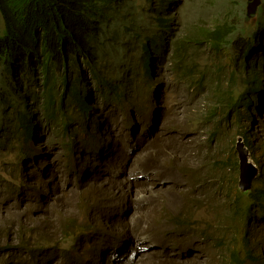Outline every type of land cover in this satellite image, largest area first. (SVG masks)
<instances>
[{"label":"clouds","instance_id":"clouds-1","mask_svg":"<svg viewBox=\"0 0 264 264\" xmlns=\"http://www.w3.org/2000/svg\"><path fill=\"white\" fill-rule=\"evenodd\" d=\"M215 1V4L208 5L206 0H165L160 4L162 16L168 19L164 26L157 24L155 12L146 11L148 17L154 18L150 43L153 62L150 67L147 63H151V59H148V55L143 57L147 68L143 75L130 76L132 86L124 102L106 101L101 96L92 78L88 65L90 60L86 59L84 50L77 54L78 60L68 61L72 65L69 71L70 83L66 94H64L65 84L60 85L58 104L60 102L63 104L58 117L46 122L47 118L43 119L41 110L36 108L34 110L38 118L36 133L27 142H24V137L20 140L26 145L30 155L22 153L19 157L17 147L8 150L6 176L0 177V237L4 233H9L11 238L8 227L11 221L4 217V214L15 215L14 207L18 203L25 202L26 199L30 206L40 207L41 215L47 214L46 204L50 200L56 199L55 202L63 200L62 196H55L59 186L61 189L69 186L73 191H82L79 200L82 199L84 204L81 208L93 206L106 197L103 195L102 186L117 180L122 174H128L133 152L145 151L148 145H154L156 137L161 135L168 119L175 118L173 108L164 102L162 96L164 89H159L161 82L159 67L172 61V64L179 68L175 70L174 78L191 91L190 114L200 111L201 118L212 119V121L220 115L228 122L231 118L235 132L231 145L221 149L222 157L212 161L209 169L203 170V173L197 172L190 166L182 167L184 175L192 183L189 197L179 211L167 217L178 231L197 232L196 227L199 222L194 220L191 210L194 205L202 203L198 195L213 196L220 187H223L230 197V202L225 203L229 207V212L223 215L226 223L220 228V232L212 231L211 227L201 229L200 235L205 240V245L214 255L226 253V259L222 264H232L231 256L234 251H238L240 258L244 259V264H264V48H260L264 47V29L254 36V32L259 28L257 22L262 0H251L258 1L257 10L252 16L247 15L250 0H229L228 6L225 0ZM218 1L221 2L216 4ZM211 3H214V0ZM152 8H157L156 3L150 6V9ZM250 18L255 19L254 26L241 25ZM228 22L229 26L238 25V28H234V36L228 27L224 26ZM220 27H223L220 29L222 37L226 38L220 46H215L207 40L211 35L207 36L205 32H214ZM205 46L210 49L208 60L219 61L214 65L216 74H208L197 63V56ZM136 49L140 50L137 47ZM225 49L230 50V56L226 61L220 58L219 54ZM141 60L139 57L136 61ZM228 65L232 66L229 77L226 68ZM58 73L63 75V68L58 69ZM237 79L241 81V87L235 85ZM250 79H255L254 88L249 87ZM74 82H79L84 95L88 94L86 107L80 106L73 99ZM93 87L102 105L125 109L135 107L136 112L130 113L124 123L119 126L117 123L110 122L107 116L98 118L99 110L90 101ZM245 93L247 98L241 99V95ZM70 106L73 107V111L70 110ZM137 113H140V116ZM81 122L84 125H80ZM45 134H55L61 138L65 151L59 155V162L65 175L62 177L54 168L52 172L37 180V176L30 174L31 164L37 162L35 145L39 144V140ZM221 134L220 119L216 127L212 129L210 137L219 138ZM70 139L74 141L71 147L68 146ZM147 169L149 165L135 167V181L130 180V187H134L137 191L140 184L138 186L133 184L139 183L137 178L143 175L151 180V175L146 172ZM173 173L175 174L174 171ZM33 177H36L35 182L31 181ZM176 179L178 185H181V179ZM150 184L154 185L151 181ZM153 187L149 191H152ZM155 187L165 188L159 185ZM196 189L200 194H197ZM252 193L258 195L260 199L252 198ZM143 195L140 191L135 192L134 195L127 192L119 197V201L124 197L135 198L125 205L130 207L135 204V207L141 206L144 209V202L141 201ZM153 195L148 193L146 196L149 198ZM237 196L239 199L235 200ZM173 200L174 193L172 197H169L170 202ZM118 202L108 205L107 208L118 207L120 210L121 208L115 205ZM150 202L149 199L148 204ZM78 205H80L79 201ZM169 205L172 204L169 203ZM33 208L35 207H30V210ZM104 209L102 206L99 207L100 214ZM238 209L241 211L239 217ZM115 211L118 212L115 209L114 213ZM71 214L73 213L59 216L61 236L60 239L56 237L53 241L49 238L56 231L42 233L38 225L28 226L19 222L17 241L18 244L23 245L19 248L31 254L32 257L43 253V259L55 258L60 264L62 262L82 264L83 261L86 264H94L92 262L94 259L82 255L88 245L86 239L94 242L98 252L107 254L108 261L102 260L103 264L118 262L136 264L141 257L152 254L144 252L143 255L137 254L138 251L134 250L135 243H140V238L138 241H131L130 246H126L128 236L124 231L109 232L94 222L80 224L77 218L71 217ZM4 220L6 225L1 223ZM69 220H73L74 223L70 224ZM244 225L248 228V241L243 240L239 234L241 229L247 231ZM135 228H137L136 221L126 224V230L135 232ZM136 234L141 236L142 233ZM158 236L152 233L143 235L146 239L145 244ZM79 239H82L83 246L76 252V241ZM169 242L175 241L172 239ZM7 244L10 246L0 251L14 250L10 241H6L5 244L0 243V247ZM33 250L36 255L33 254ZM248 252L252 254L251 257L246 256Z\"/></svg>","mask_w":264,"mask_h":264},{"label":"rangeland","instance_id":"rangeland-1","mask_svg":"<svg viewBox=\"0 0 264 264\" xmlns=\"http://www.w3.org/2000/svg\"><path fill=\"white\" fill-rule=\"evenodd\" d=\"M206 1L208 5H213L216 2L215 0L214 3H211L212 0ZM225 1L228 6L229 0ZM220 2L218 1L216 4ZM241 25L252 27L255 25V19L250 18ZM219 54L220 58L226 61L230 56V50L225 49ZM208 58H210V49L208 46H205L197 56V63L208 74H216V67L214 65L219 61L214 59L208 60ZM226 68L228 72L227 76L229 77L232 66L228 65ZM178 69V67L172 64V61L159 67V78L161 80L159 89H164V94H162L164 102L173 108L175 118L170 117L168 119L163 132L160 136L156 137L154 145H148L145 151L133 152L128 174H122L117 180L104 184L102 186L103 195L106 197L90 207L81 208L84 204L82 199L79 200L82 191H73L69 186H62V189L61 186L57 188L55 196H62L63 200L61 202H55L56 199L50 200L46 204L48 212L45 215L40 214V207L30 206L27 199L25 202L18 203L14 207L15 215L4 214V217L11 221L8 226L11 238L9 233H4L0 237V243L5 244L6 241H10L13 244L14 250L0 251V264H39L40 262V264H60L55 258L50 260L43 259V253L32 257L31 254L19 248L23 247L17 241L20 227L19 222L28 226L38 225L42 233L56 231L49 238L50 241H53L54 238L60 239L61 236L62 228L59 226V216L70 213H73L71 217L77 218L80 224L94 222L99 227L106 228L109 232L111 230L124 231L128 236L126 246H130L131 241H138L140 238L141 242L135 243L137 245L134 250L152 254L147 257H141L136 264H222L224 262L226 253H223V255L210 253L209 248L204 243L205 240L200 235L201 229L204 227H211L212 231L220 232V228L224 227L226 223L223 215L229 212V207L225 203L230 202V197L223 187H220L218 192L213 196H209L210 198L198 195L202 203L194 205L191 210L194 220L199 222L196 227L197 232H180L171 224L170 218L167 217V215L179 211L189 197L192 183L184 175L182 167L190 166L197 172L203 173V170L209 169V164L212 161L222 157L221 149H225L231 145L235 132L233 119L231 118L228 122L220 115L219 118L212 121V119L204 120L201 118L200 111L190 114L191 97L189 95L191 91H188L183 86L184 84L177 82V79L174 78L175 70ZM235 85L241 87V81L237 79ZM90 101L99 110L98 118L107 116L110 122L117 123L118 126L124 123L130 113L134 114L136 112L135 107L125 109L124 107L102 105L94 87ZM70 110L73 111L72 106H70ZM137 115L140 116V113H137ZM220 119L222 134L219 138L215 137L212 139L210 133ZM82 124L84 125L83 122L80 123V125ZM39 141V144L35 145L38 155L37 162L31 164L30 174L37 176V180H40L41 177L56 168L63 177L65 173L62 171L61 162H59V155L64 153L65 148L61 144V138L55 134H45ZM73 144V139H70L68 146L71 147ZM140 165H149V169L146 172L151 175V180L146 179V175L138 177L137 180L140 181L138 191L147 196L148 193H153L154 195L148 198V203L149 199L151 200L150 204H147L142 211L138 212L135 204L130 207L126 206L125 198L119 201V197L124 196L127 192L131 195L137 192L134 187H130L129 182L135 181L134 169ZM156 170L157 172L155 173ZM153 173L154 175H152ZM176 178L181 179V185H178ZM167 179H171V187L169 186L168 190L166 188L155 187L158 183L166 182ZM35 180L36 177H33L31 181L35 182ZM150 181L154 185L150 184ZM152 186H154V189L149 191ZM177 186L178 188H176ZM196 192L200 194L197 189ZM173 193L174 200L170 202L169 197H172ZM78 201L80 205H78ZM116 202L118 203L115 205L121 209L119 210L116 207L115 209L118 212L115 211L114 213L115 209L107 208V206L114 205L113 203ZM169 203L172 205H169ZM29 206L35 208L30 210ZM100 206L105 208L101 212L102 214L99 212ZM131 221H136L137 223L135 232L126 230V224ZM219 221L221 222L219 223ZM1 223H5L6 225L5 220ZM139 232L142 233L141 236H137L136 233ZM148 233L158 234L159 236L151 241H147L145 244L146 239L143 235ZM169 237L175 242H169V240H172ZM86 240L88 241V245L82 254L83 256H89L94 259L92 261L94 264H103L102 260L108 261L107 254L98 252L91 239ZM82 246V239L77 240L75 246L76 252L80 251ZM144 246L145 248L142 250ZM95 259L98 260L95 261ZM61 264L68 263L62 262ZM82 264H86L85 261ZM114 264L122 263L118 262Z\"/></svg>","mask_w":264,"mask_h":264},{"label":"trees","instance_id":"trees-1","mask_svg":"<svg viewBox=\"0 0 264 264\" xmlns=\"http://www.w3.org/2000/svg\"><path fill=\"white\" fill-rule=\"evenodd\" d=\"M164 1L0 0V177L6 176L9 148L17 147L19 157L22 153L30 155L20 140L24 137L27 142L36 133L38 118L34 110L39 108L46 122L58 117L63 104H58L60 85L65 84L66 94L72 66L68 61L78 60L79 51L84 50L86 59L90 60L92 78L106 101L124 102L128 98L130 76L143 75L147 65L151 67L153 62L150 43L154 18L148 17L146 11L155 12L157 24L164 26L168 22L160 7ZM155 3L157 8L150 9ZM257 24L259 28L254 36L264 29V0ZM224 26L234 36L238 25L229 26L228 22ZM222 28L205 32L211 35L207 40L215 46H220L226 38L222 37ZM146 55L151 59L147 65L143 61ZM139 57L142 60L137 62ZM60 68L63 75L58 73ZM248 84L254 88L255 79L248 80ZM72 86L73 99L86 107L88 94L82 93L79 82ZM240 98L246 99L247 94ZM251 197L260 199L254 193ZM238 199L237 196L235 200ZM237 212L241 216V211ZM245 229L246 232L241 229L239 234L248 241V228ZM33 254L36 255L35 250ZM246 256L252 254L248 252ZM243 260L238 251L232 253V264H244Z\"/></svg>","mask_w":264,"mask_h":264},{"label":"bare ground","instance_id":"bare-ground-1","mask_svg":"<svg viewBox=\"0 0 264 264\" xmlns=\"http://www.w3.org/2000/svg\"><path fill=\"white\" fill-rule=\"evenodd\" d=\"M260 48H264V47H260ZM147 156V155H146ZM150 159V158H149ZM138 162V161H137ZM136 164V163H135ZM138 164V163H137ZM153 165V164H152ZM156 169V168H155ZM162 177V176H161ZM163 179H164V177H162ZM159 179V178H158ZM161 179V178H160ZM160 181V180H159ZM170 182H171V179H167V181L166 182H161V183H158L157 185H159V186H161V187H165V188H169V186H170ZM139 185V183L138 182H136L135 184H133V186H138ZM168 186V187H167ZM171 187V186H170ZM138 191V190H137ZM137 195H140L139 193H136ZM125 198V200H126V204L128 203V202H130L131 200H135V198H133V199H131L130 197H124ZM141 201L142 202H144V207L146 206V204H148V197L146 196V194H144L143 195V198L141 199ZM142 209H143V207H141V206H138V208H137V211L139 212V211H142ZM137 245V244H136ZM135 245V246H136ZM141 248V247H140ZM139 253H141V255H143V252H141V251H138L137 252V254H139Z\"/></svg>","mask_w":264,"mask_h":264},{"label":"water","instance_id":"water-1","mask_svg":"<svg viewBox=\"0 0 264 264\" xmlns=\"http://www.w3.org/2000/svg\"><path fill=\"white\" fill-rule=\"evenodd\" d=\"M258 7V1H251L248 3L247 15L252 16L255 14ZM243 156V155H242Z\"/></svg>","mask_w":264,"mask_h":264}]
</instances>
